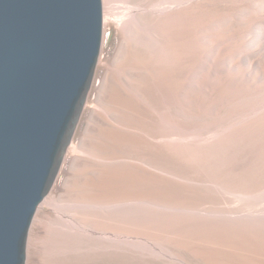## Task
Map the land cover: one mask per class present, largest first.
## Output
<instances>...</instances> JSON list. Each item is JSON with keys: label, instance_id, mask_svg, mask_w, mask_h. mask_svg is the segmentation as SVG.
<instances>
[{"label": "rangeland", "instance_id": "rangeland-1", "mask_svg": "<svg viewBox=\"0 0 264 264\" xmlns=\"http://www.w3.org/2000/svg\"><path fill=\"white\" fill-rule=\"evenodd\" d=\"M101 1L102 29L104 36L106 33V38L104 44L102 41L93 81L86 94L84 105L74 127L70 142L67 145L68 149L66 146L59 169L46 198L49 197L52 200L56 199L55 201H63L65 203L66 200H69L67 201L69 204L79 202L81 193L74 190L78 187H83L84 182L100 183V179L94 177L96 173L93 174L94 178L91 177L93 170H105L104 172L107 174L103 176V181L106 184H111L109 186L111 188L110 192L130 194L140 197L144 201L148 199L151 200L150 204L146 203L145 206L139 205L131 209L109 210L110 212L106 213L97 212L96 214L94 212L92 215L90 213L84 214V216L78 213L77 216L79 219H84V222H89L91 225L94 223L95 227L105 228V231L108 229L106 232L109 231V235H115L117 231L126 232L125 234L128 235H137V233L145 235L146 233V235L151 236H166L169 233L170 236L183 241L184 243L181 242V246H184L187 251H192V249L200 251V248L209 249V246L216 245L212 249L213 252H219V258L224 257L225 259L226 256H231L235 258L234 260L250 259L254 262L262 261L264 257V223H262L261 218L263 217L262 219L264 220V213H262L264 211V200L260 198L261 194L254 195L255 199L253 200V197L250 199L240 197V193H235V191L244 190L247 187L245 185H249L250 181L253 183V181L257 182L258 179L260 183H257L264 186V143H262L264 140V111L262 110L264 109V29H262L263 32L260 39L255 40L256 36L251 31H248L249 27H245L247 32L245 30L244 32L241 31L242 33L237 32L236 28L239 26L244 27L249 22L251 25L248 24L247 26L254 28L258 24L264 23V3H262L264 0ZM105 15L106 21L104 22ZM178 16H181L182 19H174L179 18ZM224 17L228 18L227 24H218L220 20H225ZM166 21H172V23L178 21V23L176 22L177 25L181 22L183 25H178V30L177 28L172 30L176 24L170 23L173 26H169ZM181 27L184 28V30H181L189 32L190 37L196 38L199 35L197 38H200L199 42L196 41V46L191 47V49L193 47L198 49L189 51L191 55L189 54L187 58L188 70L185 72L186 74H181L180 72L182 62H180L179 58V47L175 44V40H169L171 34L173 36L177 34L176 31H178V34L174 38L178 40V37L181 36H179V33L181 34L182 32L180 30ZM225 28L234 29L229 30V32L236 31L234 33L230 32V35L234 34V39H237L238 33L244 36H242L243 39H239L242 42L237 39L240 46H234V49L232 47V51H240L243 54L242 58L238 56L234 58L236 55L229 53L228 56L224 55V58H219L220 60L218 58L217 60L210 58L213 53L215 54L218 51L220 53L223 49H226L225 47L227 46L224 39L222 41L219 38V33H221L220 37L229 35L228 30H224ZM169 29L170 31L172 30L171 33L168 31ZM167 34L170 37L169 39ZM215 35L218 36L216 41H214ZM124 44L130 51L126 49ZM246 47H251L255 52L251 50V54L250 49ZM238 48L239 50H237ZM210 50L214 52L211 53ZM192 52L196 54L195 57ZM205 53H211L209 54V59L206 58ZM124 54L128 55L124 57ZM119 59L123 60V64L118 61ZM144 69L146 71H143ZM141 71L145 73H143V79L135 80L137 74L138 76L142 74ZM129 73L135 78L129 80V82L127 81L126 86H124V76L129 75ZM138 76L137 78H139ZM105 79H108V83L104 86ZM180 79H182V82ZM102 90L107 94L114 93L116 97L120 95L117 104L113 105L114 107L110 105L109 108H106L107 106L99 101V95L104 94ZM123 90H126V92ZM258 98L261 99L259 100ZM115 111H117V114ZM99 113L105 116V120L108 118L106 122L103 117H101L103 120L99 117ZM258 127L260 128L259 130L257 129ZM261 129L263 130L261 131ZM252 132L253 134H250ZM102 133L110 134L111 139L115 142L113 141L114 143H112V141L104 139L101 136ZM172 134L173 136H171ZM89 135L103 142V144L102 142L97 143V153H100V156L110 157L107 158L110 160H113L114 156V160L122 159L123 157L124 160H128L126 164L114 163L109 165L104 163L103 165L102 163L86 161L87 157L81 154L80 150L82 145L88 142ZM116 135L118 139L115 138ZM260 136L262 137L260 138ZM255 142L256 144H254ZM260 159L261 161H257ZM89 163L92 164L90 165ZM82 166L84 167L82 168ZM257 171L260 172L257 173ZM82 172L84 175L81 174ZM87 172H89V175ZM248 172L251 173L248 174ZM228 173L230 174L227 175ZM110 176L112 177L110 178ZM226 178H229V180ZM232 178L236 180L233 179L234 182H232ZM223 179L224 181H222ZM218 181H221V184L227 188L219 186L220 184L216 183ZM229 182H232V185ZM72 184H77V188ZM258 184L255 183L254 187ZM216 188L222 189L223 192L221 190L220 193L217 192L219 189ZM252 189L256 188L252 187ZM259 190L264 195V188ZM262 197L264 199V196ZM256 199H259V201L257 200V202ZM55 208L52 204L44 203L36 210L26 237L25 264H44L60 258L64 262L66 261L65 263L69 260L70 264H78L79 261H82V264H89V262L90 264H115L113 260V263H111L112 261L110 260L112 258L109 259L104 253L106 252L104 245L106 241L104 240L108 235L101 234V232H98L101 229L96 228H94L95 230L92 229L96 233L92 234L93 237L99 233L96 236L97 238L92 237L94 247L85 249L86 252L83 253V255L87 254L88 258L86 256V259H83V255H81L82 258L79 260L76 255L74 256L73 252H62L64 254L58 255L60 253L55 250L57 246L53 240H56V237L53 235L56 234L54 221L61 213ZM200 208L202 210H205V208L206 210H214V208L219 210L236 209V212L234 214L217 215L206 213V215L197 211L201 210ZM176 209L181 212L176 211ZM189 210H192V212L189 213ZM56 212L60 214H56ZM247 214L250 215L248 216ZM235 217L238 218L235 219ZM103 224L105 226L108 224V226L105 227ZM258 228H261L262 232ZM51 230L53 233H51ZM256 233L258 234L256 235ZM208 241L213 245L207 244ZM53 244L55 245L54 247L52 246L54 250L52 251L51 249L49 251ZM99 244L102 245L98 248L97 245ZM220 248L223 250L222 252ZM87 250H90L89 254ZM126 252H128V255ZM126 252H124L126 253L124 254L126 258L121 264H147L134 260L135 253L133 250L130 251L126 248ZM230 252L233 255H230ZM73 257L79 261H76ZM71 258L75 260L72 263L71 261L73 260Z\"/></svg>", "mask_w": 264, "mask_h": 264}, {"label": "water", "instance_id": "water-1", "mask_svg": "<svg viewBox=\"0 0 264 264\" xmlns=\"http://www.w3.org/2000/svg\"><path fill=\"white\" fill-rule=\"evenodd\" d=\"M101 0H0V264H25L102 44Z\"/></svg>", "mask_w": 264, "mask_h": 264}, {"label": "bare ground", "instance_id": "bare-ground-1", "mask_svg": "<svg viewBox=\"0 0 264 264\" xmlns=\"http://www.w3.org/2000/svg\"><path fill=\"white\" fill-rule=\"evenodd\" d=\"M163 3V2H162ZM262 3H264L263 1H262ZM168 4V3H167ZM181 4V3H180ZM188 4V3H187ZM261 4V3H260ZM256 5H257V3H256ZM151 6V5H150ZM179 7V6H178ZM152 9V8H151ZM219 9V8H218ZM247 9V8H246ZM261 9V8H260ZM164 10V9H163ZM192 10V9H191ZM105 11V10H104ZM227 11V10H226ZM225 11V12H226ZM106 12V11H105ZM224 12V13H225ZM231 12H233L232 10H231ZM164 13V12H163ZM219 13H221V12H219ZM107 14V13H106ZM226 14V13H225ZM228 14V13H227ZM229 14H230V9H229ZM183 15V14H182ZM194 15V14H193ZM212 15V14H211ZM216 15V14H215ZM218 15V14H217ZM239 15H240V13H239ZM226 16V15H225ZM229 16V15H228ZM235 16V15H234ZM161 17V16H160ZM179 17V16H178ZM217 17V16H216ZM220 17V16H219ZM230 17V16H229ZM168 18V17H167ZM172 18V17H171ZM181 18V16L179 17V18H174V19H180ZM201 18V17H200ZM225 18V20H220L219 21V23L218 24H225L226 22H227V19H226V17H224ZM234 18V17H233ZM182 19V18H181ZM184 19V18H183ZM194 19V18H193ZM246 19V18H245ZM171 20V19H170ZM200 20V19H199ZM216 20H217V18H216ZM106 21V15L104 16V22ZM174 21V20H173ZM188 21V20H187ZM218 21V20H217ZM247 21V20H246ZM166 22H168L167 23V25H169V26H173L174 24H176V22L178 23V21H175V22H173L172 23V21L171 22H169V21H166ZM148 23V22H147ZM164 23H165V21H164ZM170 23H172V24H170ZM232 23V22H231ZM250 23V22H249ZM248 23V24H249ZM123 24H125V23H123ZM127 24H129V23H127ZM166 24V23H165ZM180 24H182V22L180 23ZM180 24H178V25H180ZM217 24V25H218ZM227 24V23H226ZM247 24V25H248ZM143 25V24H142ZM146 25V24H145ZM178 25L176 24V25H174V27L172 28V30L174 29V28H177L178 27ZM183 25V24H182ZM185 25H186V23H185ZM188 25V24H187ZM190 25V24H189ZM206 25V24H205ZM245 26L244 25V27L243 26H239L238 28H236V31L237 32H239V33H242V32H244L245 30H246V32H247V28H248V31H251V33L252 34H254L255 36H256V38H255V40H258V39H260V37L262 36V29H264V23H260V24H258L255 28L254 27H251V26ZM249 25H251V24H249ZM255 25V24H254ZM124 26V25H123ZM136 26V25H135ZM225 26V25H224ZM102 27H103V16H102ZM125 27H127V26H125ZM124 27V28H125ZM137 27V26H136ZM227 27V26H226ZM245 27H247V28H245ZM133 28V27H132ZM135 28V27H134ZM168 28V27H167ZM171 28V27H170ZM197 28V27H196ZM233 28V27H232ZM232 28H225L224 30H228V32H229V30H234V29H232ZM245 28V29H244ZM164 29H165V26H164ZM179 28H177V30H178ZM181 29H183L184 30V28H180V30ZM187 29H188V27H187ZM186 29V30H187ZM212 29V28H211ZM223 29V28H222ZM244 29V30H243ZM166 30V29H165ZM172 30L170 31V29L168 30L170 33L172 32ZM176 30V29H175ZM180 30H179V32H180ZM183 30H181L182 32H181V34L179 33V36L180 37H178V40H176L174 37H175V35H177L178 34V31H176L177 32V34H175L174 36L171 34V38L170 37H168V34H167V37H168V39L169 40H171V39H173V40H175L176 42H175V44H177L176 46L177 47H179V54H180V57H179V54H178V57L180 58V62H182V64L180 65L181 66V74H184L188 69H187V58H188V55L191 53H189V51L190 50H197L198 48H192L191 49V47L192 46H196V41H198L199 42V39L197 38V37H199V35L195 38V37H190V34H189V32H186V31H183ZM196 30V29H195ZM220 30V29H219ZM167 31V32H168ZM189 31H190V29H189ZM236 31H234V32H236ZM242 31V32H241ZM174 32V31H173ZM176 32H174V33H176ZM187 34H186V33ZM191 32V31H190ZM219 32V31H218ZM228 32H226V34H228ZM230 32H232V31H230ZM230 32H229V35L226 37H224V36H222V37H220L221 36V33H217L218 35H219V38H221V40L223 41V39H224V41H225V45L227 46V47H225L226 49H223L222 50V52H220L219 53V51L218 52H216L215 54L210 50V52L211 53H213L211 56H210V58L212 57L213 59H215V60H217V58H218V60H220L222 57L224 58L225 56L224 55H227L228 56V53L229 54H232V55H236V57H234V58H237V56L238 57H240V58H242L243 57V54L239 51V52H235V50H233L234 51V53H233V51H232V47H233V49L235 48V47H238V46H240V45H238L239 43L237 42V39H238V41H239V39H243L242 38V36L243 35H240L239 33L237 34V33H235V34H237V39H234L233 38V35H230ZM234 32H232V33H234ZM173 33V34H174ZM185 33V34H184ZM203 33V32H202ZM251 34V35H252ZM127 35V34H126ZM193 35V34H192ZM240 35V37H238ZM245 35V34H244ZM159 36V35H158ZM169 36H170V34H169ZM203 36V35H202ZM247 36V35H246ZM216 37L218 38V36H214V38H215V40L214 41H216ZM244 37V36H243ZM105 38H106V33H105V36L102 34V41H103V44H104V40H105ZM153 38V37H152ZM208 38V37H207ZM210 38V37H209ZM235 38H236V36H235ZM154 39V38H153ZM172 40V41H173ZM206 40V39H205ZM204 40V41H205ZM218 40V39H217ZM220 40V41H221ZM246 40V39H245ZM204 41H202V42H204ZM241 41V40H240ZM239 41V42H240ZM261 41V40H260ZM134 42V41H133ZM174 42V41H173ZM202 42H200V43H202ZM242 42V41H241ZM210 44V43H209ZM241 44V43H240ZM244 44V43H243ZM246 44V43H245ZM102 45V44H101ZM125 45V44H124ZM207 45V44H206ZM247 45V44H246ZM245 45V46H246ZM249 45V44H248ZM247 45V46H248ZM126 46V45H125ZM175 46V45H174ZM201 46V45H200ZM208 46V45H207ZM222 46V45H221ZM220 46V47H221ZM235 46V47H234ZM250 46V45H249ZM199 47V46H198ZM201 48V47H200ZM246 48H249V47H246ZM245 48V49H246ZM254 48V47H253ZM120 49V48H119ZM126 49H128L127 48V46H126ZM125 49V50H126ZM207 49V48H206ZM208 49H210V48H208ZM220 49V48H219ZM250 49V52H251V47L249 48ZM256 49V48H255ZM129 50V49H128ZM237 50H239V48L237 49ZM122 51V50H121ZM127 51V50H126ZM130 51V50H129ZM129 51H127V52H129ZM178 51V50H177ZM249 51V50H248ZM252 51H254V50H252ZM207 52V51H206ZM255 52V51H254ZM124 53H125V51H124ZM194 52H192V54H193ZM202 53V52H201ZM211 53H205V55H206V58H208L209 59V54H211ZM244 53H245V51H244ZM123 54V53H122ZM129 54V53H128ZM127 54V55H128ZM248 54V53H247ZM251 54H252V52H251ZM125 55L126 54H124V57H125ZM126 55V56H127ZM191 55V54H190ZM195 53H194V57H195ZM202 55V54H201ZM242 55V56H241ZM167 57H168V55H167ZM192 57H193V55H192ZM198 57H199V54H198ZM251 57H252V55H251ZM120 58V57H119ZM122 58H123V55H122ZM127 58V57H126ZM125 58V59H126ZM220 58V59H219ZM249 58V57H248ZM199 59V58H198ZM203 59L205 60V58L203 57ZM251 59V58H250ZM123 60H124V58H123ZM122 59H119L118 61H121V64H123L122 63V61H123ZM148 60V59H147ZM146 60V61H147ZM201 60V59H200ZM138 61V60H137ZM145 61V62H146ZM223 61V60H222ZM124 62H125V60H124ZM132 62V61H131ZM201 62V61H200ZM120 64V63H119ZM117 65V64H116ZM140 65V64H139ZM142 65V64H141ZM117 66H119V65H117ZM144 66V65H143ZM119 67H122V66H119ZM128 67V66H127ZM131 67V66H130ZM133 67V66H132ZM140 67V66H139ZM148 67V66H147ZM114 68V67H113ZM122 68H125V67H122ZM146 68V67H145ZM190 68V67H189ZM131 69V68H130ZM149 69V68H148ZM137 70H139L138 68H137ZM141 70H142V68H141ZM113 71V70H112ZM116 71V70H115ZM136 71V70H135ZM143 71H146V69H144ZM149 71V70H148ZM151 71V70H150ZM110 72V71H109ZM152 72V71H151ZM151 72H150V74H151ZM128 73V72H127ZM138 73H140V72H138ZM141 73H142V71H141ZM144 73V72H143ZM143 73L141 74V75H139L138 76V74H137V76L139 77V78H137V76H136V78H135V76H133L131 73H129V75L127 74V76L125 75L124 76V86H126V82L128 81L129 82V80H133L134 78H135V80H142L143 79ZM135 74V73H134ZM145 74V73H144ZM180 74V73H179ZM186 74V73H185ZM152 75V74H151ZM157 77V76H156ZM176 77V76H175ZM132 78V79H131ZM208 79V78H207ZM108 80V79H107ZM107 80L105 79L104 80V86H105V84L106 83H108L107 82ZM181 80V82H182V79H180ZM134 82V81H133ZM136 82V81H135ZM238 82V81H237ZM120 84V83H119ZM129 84V83H128ZM177 84V83H176ZM183 84V83H182ZM203 84V83H202ZM121 85V84H120ZM164 85V84H163ZM168 85V84H167ZM130 86V85H129ZM128 86V87H129ZM138 86V85H137ZM175 86V85H174ZM178 86V85H177ZM185 86V85H184ZM227 86V85H226ZM122 87V86H121ZM120 87V88H121ZM112 88H114V87H112ZM174 88H176V87H174ZM182 88V87H181ZM232 88H233V86H232ZM235 88V87H234ZM122 89H123V87H122ZM216 89V88H215ZM240 89V88H239ZM172 90V89H171ZM175 90V89H174ZM181 90V89H180ZM214 90V89H213ZM102 91H104V90H102ZM111 91H113V90H111ZM115 91V90H114ZM123 91H125L126 92V90H123ZM233 93V92H232ZM106 94V95H105ZM128 94V93H127ZM264 94V93H263ZM129 95V94H128ZM174 95V94H173ZM100 97H99V101H101L102 103H103V105L105 104L107 107L106 108H109V106L111 105V107L113 106V105H115V104H117V101L119 100L118 99V97L120 96H118V97H116V94H114V93H112V94H107V93H105V91H104V94H100L99 95ZM131 96V95H130ZM175 96V95H174ZM263 96V95H262ZM166 98V97H165ZM172 98V97H171ZM253 98V97H252ZM168 99H169V97H168ZM176 99H177V97H176ZM256 99H257V97H256ZM259 100L261 99V98H258ZM161 100V99H160ZM170 101V100H169ZM168 101V102H169ZM176 101V100H175ZM263 101V100H262ZM164 102V101H163ZM166 102V101H165ZM174 102V101H173ZM254 102V101H253ZM160 103V102H159ZM260 103V102H259ZM258 103V104H259ZM262 103V102H261ZM264 103V102H263ZM165 104V103H164ZM170 104V103H169ZM174 104H176V102H174ZM254 104V103H253ZM257 104V105H258ZM103 105H101V106H103ZM100 106V107H101ZM247 106V105H246ZM255 106V105H254ZM264 106V105H263ZM262 106V107H263ZM105 107V106H104ZM114 107V106H113ZM120 107V106H119ZM258 107V106H257ZM253 108V107H252ZM251 108V109H252ZM261 108V107H260ZM105 109V108H104ZM125 109V108H124ZM209 110V109H208ZM258 110V109H257ZM263 111H264V109H262ZM128 111V110H127ZM255 111H256V109H255ZM259 111V110H258ZM102 112V111H101ZM109 112V111H108ZM117 111H115V113H116ZM181 112V111H180ZM94 113V112H93ZM114 113V112H113ZM114 113V114H115ZM249 113V112H248ZM259 113V112H258ZM257 113V114H258ZM264 113V112H263ZM95 114V113H94ZM109 114V113H108ZM117 114V113H116ZM181 114V113H180ZM252 114V113H251ZM261 114H262V112H261ZM99 115V117L101 118V117H103V119L105 120V116H102L100 113L98 114ZM119 115V114H118ZM121 116H123V115H121ZM125 116V115H124ZM109 117V116H108ZM114 117V116H113ZM128 117V116H127ZM256 117V116H255ZM262 117V116H261ZM102 119V118H101ZM102 119V120H103ZM108 119V118H107ZM107 119L105 120V122L107 121ZM263 119V118H262ZM93 120V119H92ZM117 120V119H116ZM124 120V119H123ZM118 122V121H117ZM124 122V121H123ZM263 122V121H262ZM118 123H120V122H118ZM174 123V122H173ZM99 124V123H98ZM252 124V123H251ZM128 125V124H127ZM169 125V124H168ZM171 125H173V124H171ZM170 125V126H171ZM175 125V124H174ZM169 126V127H170ZM241 127V126H240ZM255 127H257V126H255ZM244 128V127H243ZM249 128H252V127H249ZM262 128H263V126H262ZM258 130L260 129L259 127L257 128ZM163 130V129H162ZM263 129H261V131H262ZM126 131V130H125ZM163 131H165V130H163ZM246 131V130H245ZM260 131V132H261ZM234 133H235V131H233ZM247 132H248V129H247ZM250 132V131H249ZM254 132V131H253ZM253 132L252 133H250V134H253ZM258 132V131H257ZM264 132V131H263ZM130 133V132H129ZM100 134V133H99ZM99 134H97L98 136H99ZM121 134V133H120ZM232 134V133H231ZM236 134V133H235ZM245 134H246V132H245ZM257 134V133H256ZM262 134V133H261ZM246 135H248V134H246ZM90 136V135H89ZM96 136V135H95ZM104 139H107V140H110V142L112 141V143H114L115 141L114 140H112L111 138V135L110 134H103L102 133V135H101ZM164 136V135H163ZM169 136V135H168ZM171 136H173V134L171 135ZM255 136V135H254ZM259 136V135H258ZM263 136V135H262ZM262 136H260V138L262 137ZM88 137V136H87ZM86 137V138H87ZM115 137V136H114ZM238 137V136H237ZM248 137V136H247ZM256 137V136H255ZM85 138V137H84ZM99 138V137H98ZM115 138H117L118 139V136L116 135V137ZM166 138V137H165ZM164 138V139H165ZM176 138V137H175ZM183 138V137H182ZM251 138V137H250ZM258 138V137H257ZM259 138V139H260ZM120 139V138H119ZM100 139H97L96 137H92V136H90L89 138H88V142L87 143H85L84 145H82V148H81V150H80V153L81 154H84L86 157V161H89V162H94V163H102L103 165H104V163H106V164H114V163H121V164H126V162L128 161H126V160H124V158L122 157V159L121 158H119V159H115L114 160V158H115V156H114V158H113V160H110V159H107V158H110V157H103V156H100L98 153H97V151H98V146H97V143H100V142H102V141H99ZM257 140V139H256ZM114 141V142H113ZM240 141V140H239ZM254 141V140H253ZM261 141H262V139H261ZM120 142V141H119ZM118 142V143H119ZM125 142V141H124ZM132 142V141H131ZM221 142V141H220ZM238 142V141H237ZM258 142H259V140H258ZM106 143V142H105ZM104 143V144H105ZM117 143V145H119ZM217 143V142H216ZM228 143H229V141H228ZM236 143V142H235ZM252 143V142H251ZM262 143H264V140H263V142ZM102 144H103V142H102ZM110 144V143H109ZM183 144V143H182ZM218 144V143H217ZM244 144H245V142H244ZM254 144H256V142L254 143ZM106 145V144H105ZM112 145V144H111ZM110 145V146H111ZM128 145H130V144H128ZM238 145V144H237ZM248 145V144H247ZM250 145V144H249ZM258 145V144H257ZM256 145V146H257ZM108 146V145H107ZM120 146V145H119ZM239 146V145H238ZM251 146H252V144H251ZM250 146V147H251ZM121 147V146H120ZM186 147V146H185ZM211 147V146H210ZM221 147V146H220ZM225 147V146H224ZM237 147V146H236ZM235 147V148H236ZM263 147H264V144H263ZM258 148V147H257ZM67 149H68V146H67ZM120 149V148H119ZM209 149V148H208ZM211 149H212V147H211ZM241 149V148H240ZM259 149V148H258ZM127 150V149H126ZM233 150V149H232ZM255 150H256V148H255ZM104 151V150H103ZM113 151V150H112ZM264 151V150H263ZM104 153H105V151H104ZM256 153V152H255ZM263 153V152H262ZM124 154V153H123ZM127 154V153H126ZM260 154V153H259ZM257 155V154H256ZM263 155V154H262ZM127 156V155H126ZM235 156V155H234ZM250 156V155H249ZM76 157H77V155H76ZM128 157V156H127ZM226 157V156H225ZM258 157V156H257ZM264 157V156H263ZM84 158V159H85ZM202 158V157H201ZM223 158V157H222ZM212 159V158H211ZM217 159V158H216ZM225 159V158H224ZM245 161V160H244ZM257 161H261V159L260 160H257ZM81 163V162H80ZM84 163V162H83ZM88 163V162H87ZM142 163V162H141ZM140 163V164H141ZM219 163V162H218ZM255 163H256V161H255ZM263 163V162H262ZM261 163V164H262ZM85 164V163H84ZM90 165L92 164V163H89ZM115 164V165H116ZM148 164V163H147ZM208 164V163H207ZM252 164V163H251ZM259 164V163H258ZM90 165H87V166H90ZM97 165V164H96ZM193 165V164H192ZM195 165V164H194ZM213 165V164H212ZM219 165V164H218ZM232 165V164H231ZM94 167H95V165H93ZM123 166V165H122ZM145 166H147V165H145ZM215 166V165H214ZM251 166V165H250ZM256 166V165H255ZM261 166V165H260ZM84 166H82V168H83ZM102 167V166H101ZM258 167V166H257ZM76 168V167H75ZM81 168V169H82ZM241 168V167H240ZM249 168V167H248ZM91 169V168H90ZM95 169V168H94ZM97 169V168H96ZM213 169V168H212ZM252 169V168H251ZM256 169V168H255ZM258 169V168H257ZM79 170V169H78ZM230 170V169H229ZM249 170V169H248ZM262 170V169H261ZM105 171V170H104ZM104 171H101V170H97V171H95V170H93V173H92V176L91 177H93V174L94 173H96V174H94L95 176L94 177H96L97 179H100V183H97V182H92V183H87V182H84V184H83V187H81V188H77L76 187V185L75 184H72L73 186L75 185V187L77 188V189H75L74 191L76 192V190L77 191H79L81 194H80V198H81V200L79 201V202H73V204L71 203V204H69V202L67 203V201H69V200H66V203L65 202H61V201H55V200H52V199H50L49 197L48 198H46L47 197V195L49 194H46V196L44 197V199L42 200V202L39 204V206H42L44 203H46V204H52V205H54L59 211H60V213H58V212H56V214H60L59 215V217L57 218L56 217V220L54 221V226H56V230H55V233L56 234H54L53 236L54 237H56V240L54 241L53 239V242L54 243H56L55 245L58 247H56L55 248V250H56V252H58V253H60V254H58V255H61V254H64V253H62V252H67V253H69V252H73L74 253V256L76 255V257L79 259V260H81L80 258H82L81 257V255H83V253H85L86 252V250L85 249H89V248H91L92 249V247H94L93 246V239H92V237H93V235L94 234H96V233H94V231L92 230V229H94V228H96V229H101L100 227H95L94 226V223H93V225H91V223H86V222H84L83 220L84 219H79V217L77 216V214L78 213H81L82 214V216H84V214H90L91 213V215L94 213V212H96V214H97V212H110L109 210H123V208H125V209H127V208H136L137 206H139V205H144L145 206V204L147 203V204H150V201L151 200H143V199H140V197H136V196H133V195H130V194H115L114 192L112 193V192H110V190H111V188L109 187V186H111V184H109V183H104L105 181H103V176L104 175H106L107 173H105ZM219 171V170H218ZM221 171V170H220ZM232 171V170H231ZM256 171V170H255ZM263 171V170H262ZM77 172V171H76ZM90 172V171H89ZM89 172H87L88 173V175H89ZM196 172V171H195ZM222 172V171H221ZM252 172V171H251ZM251 172H248V174L249 173H251ZM260 172V171H259ZM258 171H257V173H259ZM264 172V171H263ZM85 173V172H84ZM210 173V172H209ZM227 173V172H226ZM246 173H247V171H246ZM80 174V173H79ZM81 174H83V172L81 173ZM80 174V176H82ZM86 174V173H85ZM230 173H228L227 175H229ZM77 175V174H76ZM84 175V174H83ZM149 175V174H148ZM255 175V174H254ZM259 175V174H258ZM79 176V177H80ZM86 176V175H85ZM84 176V177H85ZM216 176V175H215ZM236 176V175H235ZM250 176V175H249ZM256 176V175H255ZM264 176V175H263ZM262 176V177H263ZM73 177H75V176H73ZM73 177H71V178H73ZM77 177V176H76ZM83 177V176H82ZM90 177V176H89ZM93 177V178H94ZM106 178H107V176H105ZM112 176H110V178H111ZM218 177H220V176H218ZM262 177H260V178H262ZM95 178V179H96ZM223 178H225V177H223ZM256 178H257V176H256ZM83 179V178H82ZM90 179V178H89ZM96 179V180H97ZM207 179V178H206ZM216 179V178H215ZM226 179H228L229 180V178H226ZM233 179L234 180H236L235 178H232V182H234L233 181ZM244 179V178H243ZM246 179V178H245ZM106 180V179H105ZM108 180V179H107ZM190 180V179H189ZM227 180V181H228ZM247 180V179H246ZM257 180V179H256ZM259 180V179H258ZM257 180V182H259ZM93 181H94V179H93ZM222 181H224V179L222 180ZM242 181V180H241ZM79 182H81V181H79ZM212 182V181H211ZM226 182V181H225ZM232 182H229V183H231V185H232ZM251 183H249V185H245V189L244 190H240V191H235V193L236 192H238V193H240V197H243V198H248V199H250L251 197H253V200L255 199L254 198V195H259V194H261V196H260V198H262V200H264L263 199V197L262 196H264V195H262V192H260V190L259 189H261V188H264V186H262V185H259L257 182H255V181H253V183H252V181H250ZM256 184H258L257 186H255L254 187V185H255V183ZM263 182V181H262ZM216 183H218V184H220L219 186H223V188H227V187H224L225 185H223V184H221V181H218V182H216ZM223 183V182H222ZM240 183V182H239ZM243 183V182H242ZM260 183V182H259ZM211 184V183H210ZM215 184V183H214ZM236 184H237V182H236ZM247 184V183H246ZM204 185V184H203ZM213 185V184H212ZM211 185V186H212ZM251 185H253V186H251ZM79 186V185H78ZM216 186H218V185H216ZM215 186V187H216ZM234 186V185H233ZM232 186V187H233ZM251 186V187H250ZM260 186V187H259ZM262 186V187H261ZM209 187V186H208ZM230 187V186H229ZM232 187H231V189H232ZM241 187V186H240ZM252 187L253 188H256V189H252ZM72 188V187H71ZM70 188V189H71ZM69 189V188H68ZM216 189H219V188H216ZM216 189H215V191H216ZM231 189H229V190H231ZM236 189V188H235ZM220 190L223 192V190L222 189H219V190H217V192H219L220 193ZM257 190H259V191H257ZM232 191V190H231ZM261 191H263V190H261ZM71 192H72V189H71ZM115 192H117V191H115ZM230 192V191H229ZM254 192H256V193H254ZM252 193H254V194H252ZM72 194V193H71ZM87 196H86V195ZM216 194H218V193H216ZM233 194V193H232ZM75 196V195H74ZM71 197V196H70ZM78 197V196H77ZM259 197V196H258ZM68 198V197H67ZM72 198H74V197H72ZM76 198V197H75ZM224 198V197H223ZM257 198V197H256ZM259 198V199H260ZM69 199V198H68ZM259 199H256V201L258 200L259 201ZM74 200V199H73ZM77 200V199H76ZM257 201V202H258ZM71 202V201H70ZM153 202V201H152ZM217 202V201H216ZM236 202V201H235ZM226 203V202H225ZM231 203V202H230ZM225 205V204H224ZM38 206V207H39ZM152 206V205H151ZM150 206V207H151ZM156 207V206H155ZM217 207V206H216ZM55 208V209H56ZM160 208H162V207H160ZM159 208V210H161ZM218 208H219V206H218ZM215 209L214 208V210H211V209H209V210H206V208H205V210H202V208H200L201 210H197L198 212H202L203 214L205 213H207V214H234L235 212H236V209L234 210H232V209H227V210H219V209ZM233 208V207H232ZM155 209V208H154ZM163 209V208H162ZM222 209V208H221ZM241 210V209H240ZM247 210V209H246ZM169 211H171L170 209H169ZM176 211H179V210H177L176 209ZM175 211V212H176ZM179 212H181V211H179ZM185 212H187V211H185ZM189 213L190 212H192V210H189L188 211ZM195 212V211H194ZM113 213V212H112ZM157 213V212H156ZM197 213V212H196ZM237 213H238V211H237ZM241 213V212H240ZM253 213V212H252ZM262 213H264V211L262 212ZM198 214V213H197ZM200 214V213H199ZM206 214V215H207ZM259 214H260V212H259ZM90 215V216H91ZM140 215V214H139ZM201 215V214H200ZM248 216L250 215V214H247ZM258 215V214H257ZM88 216V215H87ZM94 216H96V215H94ZM136 216V215H135ZM199 216V215H198ZM213 216V215H212ZM221 216V215H220ZM223 216H225V215H223ZM256 216V215H255ZM255 216H253V217H255ZM258 216H260V215H258ZM89 217V216H88ZM92 217V216H91ZM226 217V216H225ZM229 217V216H228ZM216 218V217H215ZM232 218V217H231ZM236 218H238V217H235V219ZM257 218V217H256ZM259 218V217H258ZM263 218V217H262ZM261 218V220L263 221L262 223H264V220ZM88 219V218H87ZM92 219V218H91ZM260 219V218H259ZM54 220V219H53ZM52 220V221H53ZM139 220V219H138ZM251 220H253L252 218H251ZM256 220V219H255ZM254 220V221H255ZM105 221V220H104ZM113 221V220H112ZM121 222V221H120ZM133 222V221H132ZM236 222V221H235ZM234 222V223H235ZM253 222V221H252ZM232 223V222H231ZM258 223H259V221H258ZM53 224V223H52ZM222 224V223H221ZM118 225V224H117ZM243 225V224H242ZM251 225V224H250ZM257 225V224H256ZM264 225V224H263ZM54 226H52L53 228H54ZM103 226H105L104 224H103ZM106 226H108V224L106 225ZM105 226V227H106ZM121 226V225H120ZM229 226V225H228ZM122 227V226H121ZM252 227V226H251ZM258 227V226H257ZM244 228V227H243ZM256 228V227H255ZM105 229V228H104ZM104 229H101V230H98V232H101V234H107L108 236H106L105 237V240L104 241H106V244H104V243H102V244H104L105 245V247H106V252H104L108 257H109V259H111L110 261H114L115 262V264H121L122 262H123V260H124V258H126L125 257V255L124 254H126L127 253V255H128V252H126V248H128L130 251H134V253H135V256L133 257V259L134 260H137L139 263H141V262H143V263H150V264H250V263H253V264H264V257H263V259H262V261H260V262H254V261H252V260H250V259H245V260H234L235 258H233V257H231V256H226V258L224 259V257L223 258H219L218 256L220 255L219 254V252H213V249H212V247H214V246H216V245H214V246H209V249H212V250H209V249H207V248H205V249H201L200 248V251H198L197 249L195 250V249H192V251H187V249H185V247L183 248L181 245H182V243L181 242H183V241H180V240H178L177 238H175V237H173V236H170L169 235V233H168V235H166V236H151V235H146V233H145V235L143 234H138L137 233V235H128V234H125V233H121V231L120 232H118L117 231V234H115V235H109L108 234V232H106ZM121 229V228H120ZM142 229V228H141ZM258 229H260V231H261V228H258ZM95 230V229H94ZM254 230V229H253ZM97 231V230H96ZM114 231V230H113ZM115 232V231H114ZM123 232V231H122ZM262 232V231H261ZM51 233H53V231L51 230ZM50 233V234H51ZM119 233V234H118ZM143 233V232H142ZM174 233V232H173ZM93 234V235H92ZM99 234V233H98ZM97 234V235H98ZM136 234V233H135ZM158 234V233H157ZM160 234V233H159ZM162 234V233H161ZM258 233H256V235H257ZM96 235V236H97ZM262 235V234H261ZM96 236H94L93 238H97ZM99 236H101V235H99ZM259 236V235H258ZM262 237H263V235H262ZM264 239V238H263ZM52 242V243H53ZM95 243V242H94ZM100 243V242H99ZM184 243V242H183ZM205 243V242H204ZM97 244H98V242H97ZM101 244V245H102ZM207 244H211L210 243V241H208V243ZM260 244V243H259ZM263 244V243H262ZM54 244L53 245H51V248H49V251L52 249V251L54 250L53 249V247L55 246ZM96 245V244H95ZM100 244L99 245H97L98 246V248H99V246H101ZM211 245H213V244H211ZM53 246V247H52ZM218 246H219V244H218ZM222 246H224V245H222ZM96 247V246H95ZM206 247H207V245H206ZM211 247V248H210ZM219 247H221V245L219 246ZM217 248V247H216ZM215 248V249H216ZM261 248H262V245H261ZM221 249V248H220ZM58 250V251H57ZM95 250V249H94ZM217 250L219 251V249L217 248ZM51 251V252H52ZM88 251V250H87ZM90 251V250H89ZM89 251H88V254H89ZM223 250L221 249V252H222ZM91 252H92V250H91ZM124 252H126V253H124ZM54 253V252H53ZM52 253V254H53ZM93 253V252H92ZM91 253V255L93 256V254ZM98 253V252H97ZM225 253H226V251H225ZM263 253H264V251H263ZM98 254H100V253H98ZM129 254H131V253H129ZM250 254V253H249ZM84 255H85V258H84ZM83 255V259H86V256H87V254H84ZM91 255H89V256H91ZM95 256H96V254H94ZM105 255V256H106ZM230 255H233V254H231V252H230ZM264 255V254H263ZM49 256H52V255H49ZM66 256V255H65ZM80 256V257H79ZM106 256V257H107ZM61 257V256H60ZM107 257V258H108ZM49 258V257H48ZM77 258H74L73 257V259H77ZM87 258H88V256H87ZM248 258V257H247ZM47 259V258H46ZM53 259H54V257H53ZM68 259V258H67ZM72 259V258H71ZM72 259V260H73ZM90 259V258H89ZM51 260V259H50ZM75 260H73V261H71V263L72 262H74ZM79 260H76V261H79ZM90 260H92V259H90ZM88 261V260H87ZM113 261L111 262V263H113ZM66 262V261H65ZM63 260H61V258L58 260V259H56V260H54V261H50V262H45L44 264H67L68 262H69V260H67V263H65ZM79 262H81V264H82V261H79ZM79 262H78V264H79ZM84 262V261H83ZM77 263V262H76ZM69 264H70V262H69ZM74 264V263H73ZM86 264V263H85ZM89 264H90V262H89Z\"/></svg>", "mask_w": 264, "mask_h": 264}]
</instances>
